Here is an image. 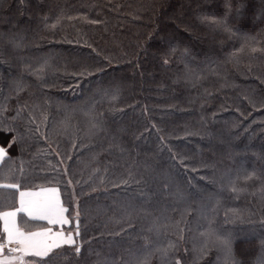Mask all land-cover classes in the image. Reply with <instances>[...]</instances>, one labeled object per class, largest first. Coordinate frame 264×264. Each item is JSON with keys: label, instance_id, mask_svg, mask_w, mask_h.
Listing matches in <instances>:
<instances>
[{"label": "trees", "instance_id": "1", "mask_svg": "<svg viewBox=\"0 0 264 264\" xmlns=\"http://www.w3.org/2000/svg\"><path fill=\"white\" fill-rule=\"evenodd\" d=\"M4 104L47 140L14 147L0 184L58 187L70 214L67 179L79 196L81 254L58 264L264 261V0H0ZM228 233L232 261L212 246Z\"/></svg>", "mask_w": 264, "mask_h": 264}, {"label": "snow or ice", "instance_id": "2", "mask_svg": "<svg viewBox=\"0 0 264 264\" xmlns=\"http://www.w3.org/2000/svg\"><path fill=\"white\" fill-rule=\"evenodd\" d=\"M225 30L229 29L225 26ZM251 51L254 53L257 49L253 47ZM41 86L43 87V84ZM24 90L22 85H18L16 95L19 96ZM7 111L6 104L0 105V134H3L0 135V162L5 163L11 159V150L14 147L22 152L25 140L35 134L38 133L40 139L47 140V136L41 132L40 125L37 123L36 117L29 111L27 104L18 105L15 115L11 118L4 115ZM25 113L28 114L26 119ZM41 115L46 123L48 121L47 113L42 112ZM17 121H22L24 127L21 128ZM33 125L35 128L32 127ZM4 135L7 136V139L3 138ZM73 147L75 148L76 145L74 144ZM55 155L59 157L60 153L55 151ZM67 159L71 160L72 156L69 155ZM60 164H64L63 159L60 160ZM49 167L57 174L49 178L50 183L52 181L59 182L61 177L69 175L67 167L61 169L52 165L51 162H49ZM20 171L23 173L22 164ZM247 179H251V176H246L245 180ZM76 184L79 185L80 182L77 181ZM64 187L66 190L71 189L69 197L75 202L74 214H70L69 208L64 206L58 187L41 188L40 191L33 192L21 190V185L18 182L0 184V189H14L19 193L18 206L0 211V226H2L0 227V264H58L62 259H67L69 251L79 257L83 247L79 196L76 194L72 179H67ZM230 190L233 193L240 191L235 186V182ZM81 194H84L82 186ZM20 214L27 218L22 221L23 226L21 222H18ZM30 221L44 223L36 225L35 230H32L29 228ZM66 225L71 226L65 228ZM84 230H87L86 226ZM179 239H183V236L181 235ZM232 242V235L228 233L224 238L217 236L212 246L219 248L225 253L226 259L232 261ZM261 244L264 245V240H261ZM261 255L264 256V247L261 249ZM29 257L33 259H27ZM174 264H181V260L176 258ZM261 264H264V261H261Z\"/></svg>", "mask_w": 264, "mask_h": 264}, {"label": "crops", "instance_id": "3", "mask_svg": "<svg viewBox=\"0 0 264 264\" xmlns=\"http://www.w3.org/2000/svg\"><path fill=\"white\" fill-rule=\"evenodd\" d=\"M3 162H0V165L2 164ZM47 188H51V187H47ZM25 191H33V192H38V191H40V189H36V190H25ZM19 196V195H18ZM60 196H61V194H60ZM22 217H24L23 216V214H20V216L18 217V222H20V219L22 218ZM25 219H27L26 217H24ZM32 222H36V223H41V224H43L44 222H42V221H32ZM23 226V225H22ZM71 225H66L65 226V228H68V227H70ZM2 227V226H1ZM27 259H31V257H29V258H27Z\"/></svg>", "mask_w": 264, "mask_h": 264}]
</instances>
